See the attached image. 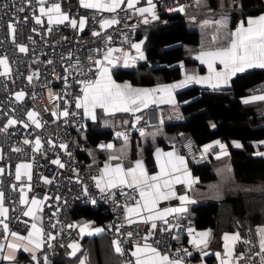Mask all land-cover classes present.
<instances>
[{"label":"built area","instance_id":"1","mask_svg":"<svg viewBox=\"0 0 264 264\" xmlns=\"http://www.w3.org/2000/svg\"><path fill=\"white\" fill-rule=\"evenodd\" d=\"M196 1L152 0L153 11L156 15L179 11L177 9ZM128 2L121 0L115 11H109L85 8L79 0H44L43 4L39 0H0V56L9 66L7 75L0 70V207L6 210L0 215V221L8 226L6 232L0 224V244L6 245L9 233L25 235L30 231L36 214L40 217L42 235L39 248L18 254L12 261L0 257V264H53L56 247L70 254L75 239L76 219L72 210L76 203L99 210V223L108 241L118 242L121 248L122 264H136L132 245L141 239L171 259L195 264L194 257L200 249L186 238L187 229L194 224V218L187 211L182 212L178 220L173 217L129 220L126 208L138 200L140 189L123 185L101 192L96 187L97 180L93 179L100 178L101 163L88 161L80 154L87 116L83 107H76L77 100L81 99L87 84L100 74L97 61H101L106 51L132 49L137 40V8L149 7L148 0H135L132 8L128 7ZM54 4L59 5L68 20L55 23L58 17H52L53 22L49 23L47 15L41 14V7L48 10ZM81 18L86 21L82 29L79 27ZM72 20L77 21V27L72 26ZM112 20L118 23L101 26L102 22ZM21 46L26 50L21 52ZM263 91L264 80L243 88L244 95ZM199 92L233 93L230 86L199 87ZM17 93L23 94L20 99ZM30 112L34 113L31 119ZM65 112L68 115H64ZM9 119L17 123L9 125ZM33 121L41 126L36 127ZM163 123L159 105L147 104L132 122L111 128L110 134L99 137L97 143L104 145L136 129ZM175 141L179 153L189 162L193 161L200 144L191 132H178ZM217 150V146L211 147L212 153ZM54 160H59L63 167L53 163ZM24 164L29 167L19 169L21 179L17 180V165ZM22 196L24 202H21ZM33 199L42 203L33 205ZM29 210L32 215H24ZM210 248L219 257L224 255L220 234L211 237ZM4 250L5 247L2 255ZM225 261L226 264H264V253L254 239L250 222L241 228L239 240L227 253Z\"/></svg>","mask_w":264,"mask_h":264},{"label":"crops","instance_id":"2","mask_svg":"<svg viewBox=\"0 0 264 264\" xmlns=\"http://www.w3.org/2000/svg\"><path fill=\"white\" fill-rule=\"evenodd\" d=\"M121 0H119L120 3ZM81 3V0H79ZM87 2H97V0H87ZM100 3L105 5H110L112 0H99ZM238 2V0L236 1ZM236 2H232V0H198L194 4L184 5L182 8L183 11H177L184 15V19L186 20V25L189 29L197 30L199 32V43L196 45L195 48L186 50L185 54L187 57L191 58L194 61L187 62L186 64L180 63V77L170 81H162L157 82L150 86L144 85H137L132 87V83H129L132 88L134 89H156L160 86L165 85H172L177 84L185 79L186 76H193V77H207L209 75V68L207 63H202L200 59L197 57L200 55L202 51H211L215 50L218 47L226 46L225 38L228 36L230 32H233L237 29V27L243 23L245 27H247V22L249 18L256 19L261 15H264V11H260L254 14H245L242 15V12L238 11V6L235 4ZM147 6H141L137 8V24L145 19L154 20L152 19L151 13H140L138 9L145 8ZM235 13V17H232V14ZM60 14H63L60 11ZM52 17L57 18L59 14L57 13H50ZM157 17L159 15H156ZM143 17V18H142ZM217 36V42L213 43L212 37ZM142 39L139 38L136 40L134 44H140V51L141 50V43ZM171 48H179V44H173ZM186 47V46H182ZM187 48V47H186ZM133 51H136L132 47L131 50L125 51L126 53L132 54ZM142 61V60H141ZM99 66L101 70L107 68L108 74L111 76L112 81L116 84L121 83L119 85H124L123 81L115 80L111 73L110 69L113 66H109L107 63H104L103 59H101ZM119 66V65H115ZM134 66V65H131ZM129 66V67H131ZM122 67V66H121ZM215 68L217 71L223 70V65L217 62L215 64ZM260 67H252L246 68V70L255 69ZM264 69V68H262ZM243 72V71H242ZM237 72L236 74L242 73ZM235 74V75H236ZM100 74L95 78L93 83L100 78ZM235 75H232L227 83H220L218 86L216 85V81L203 82L197 83L196 80H192L189 83H186L183 87L174 88L171 90V97L166 93L155 92L150 93L144 100V103H137L135 105L138 108V111L134 112H109L105 113L104 109L100 107H96L93 111L95 113V119H92L90 116H87L86 126L89 124L91 127L94 125H99L100 128H111L119 125H115V118L118 115L123 116V125L132 122L138 114H140L141 110L144 107V104H158L162 110V116L165 121H178L184 118V114H182L181 106L187 104L191 100L197 97V95L188 97L185 99L177 100L175 93L177 91L186 89L188 87H219V86H230L231 78ZM88 85V84H87ZM85 95V91L81 96V101L83 100ZM264 96V91L260 94H253V95H244L242 96L243 101L245 102L246 99L250 97H259ZM163 99L164 102H161ZM171 99L173 102H167ZM249 103V104H248ZM246 104L252 105L256 107V111L258 112V117L260 114H264V100L254 99L249 100ZM179 109V113L174 115L172 111ZM114 114V115H113ZM108 115H113L114 119H110ZM263 116V115H261ZM103 117H106L104 119ZM264 118V117H262ZM113 122V125L111 124ZM119 122V118L116 119ZM264 124V121L262 122ZM115 125V126H114ZM110 134V132H109ZM108 134V135H109ZM107 135V136H108ZM128 136L127 138H125ZM106 137V136H105ZM157 138H162L161 142H156ZM176 136L171 132H164L162 127H149L147 129L141 130L137 133L126 134L119 139H115L113 142H108L104 144L105 146L111 144V148L101 147L100 144L95 142L93 147H88L84 145L83 142V151H86L87 156L90 158L91 162H99L101 163V170L104 169L106 163L110 164L112 167L115 165L120 164V166L127 170L128 168H134L136 161H142L144 171L147 173L149 177L157 176L160 173V165L157 162V149L160 150L163 159H167V156L163 154L173 153L172 159L174 160L177 168L179 171L172 174L168 179L172 180L173 183L169 189H165V192L174 193V195H170L168 199H157L155 202V206L151 211H146L143 209L144 201L141 200L139 195L138 200L140 204H137V201L134 204L128 206V208H137V212L127 213V217L129 220H142L147 219L150 221L154 220H164L168 217H173L176 220L179 219V216L182 212L187 211L191 217L194 216L191 214L193 211L191 208L199 203H205L208 200L217 201L223 198L226 195H233L237 192V190L241 188H255L256 186H249L246 184H241L240 182L236 181L233 178L232 170L228 160V143L222 137H215L206 141L205 143L200 144V150L193 161H188L183 155H181L178 151L176 145ZM219 143H216V142ZM264 138L257 139L253 142L255 148L253 154L256 156H262L264 159ZM231 145L235 148H240L241 143L238 140H231ZM239 144L240 147H236V144ZM220 145H224V148L221 149ZM217 146L218 150L215 153L211 152V147ZM144 147L149 149L148 151L144 150ZM259 153V154H258ZM110 157H117L118 159H111ZM182 157L183 164H181L176 158ZM209 161L212 163V168L216 173V178L208 181H201L197 174L192 173L191 165L192 164H199L202 162ZM179 178L180 182H175L176 178ZM101 178V172H100ZM99 178V179H100ZM118 186L106 189V190H115ZM261 189H264V185L261 186ZM146 190V189H145ZM261 190V191H262ZM258 191V190H257ZM180 197H186L185 200H181ZM149 207H152L149 205ZM258 212L261 214L259 216V221L255 223H251L254 232V239L259 246V236L257 233L258 227H264V201L262 204L257 207ZM169 210L165 212V210ZM182 209V210H181ZM160 214H163L161 217ZM39 217V214L35 215V224L37 228L40 229V217L37 221L36 217ZM152 217V218H150ZM76 228L74 231V240L71 243L72 251L70 254H66L65 252L61 253V257L64 258L66 264H122L120 261L119 253L116 251V246L108 241L105 229L103 225L99 222H96L93 218L83 215L81 217L76 218ZM226 223L228 224L225 228H220L221 230L217 233L220 234L222 241L224 243V250L225 253L221 257H219L218 253L215 250L210 248V241L211 237L214 235L211 228L208 227H199L193 224L187 229L186 238L189 241H199L201 237L199 233L208 232L209 236L206 238V246L201 244L196 246L200 249V252L194 257L195 264H221L222 260H226L227 253H229L233 247L235 246V242L229 240L225 241L224 237L225 234L228 236H233L235 234H240V230L243 226L246 225L248 222H244L242 227L240 228L236 222V225H233V221L231 218L226 216ZM241 222V220H240ZM100 229V231H96ZM29 232L33 233L32 240L34 242H38L41 244L42 242V235L41 233H37L33 228L28 231L25 235H18L20 237L26 238L23 241L17 240L14 237L12 240H7V243L12 244H23L27 246L30 251L35 250V244L28 243V236ZM216 234V233H215ZM6 243V244H7ZM228 245L227 249L225 245ZM145 244L151 245L149 242L141 239L135 242L132 245L133 253L136 251V246H144ZM155 248L153 245H151ZM6 248V245H5ZM156 249V248H155ZM56 250V249H55ZM157 250V249H156ZM86 251V252H85ZM160 252L159 250H157ZM5 252V250H4ZM29 251H25L24 247H19L13 250H9L8 254L13 255L14 257L18 254H24ZM162 255L164 253L160 252ZM57 254V251L55 255ZM5 255V254H4ZM59 255H56V258ZM60 257V256H59ZM209 257L212 259L208 260ZM171 259V258H170ZM136 260V257H135ZM176 260V259H173ZM54 264V262H53ZM182 264V263H181Z\"/></svg>","mask_w":264,"mask_h":264},{"label":"trees","instance_id":"3","mask_svg":"<svg viewBox=\"0 0 264 264\" xmlns=\"http://www.w3.org/2000/svg\"><path fill=\"white\" fill-rule=\"evenodd\" d=\"M235 4L242 15L264 11V0H238ZM233 16L235 17V13L232 14ZM135 35L136 39H142L141 50L144 59L131 67L113 66L110 69L115 80H125L135 85L150 86L157 82L179 78V64L194 61L186 56V50L195 48L199 43V32L189 29L184 15L177 11L163 13L158 19L149 20L148 23L139 22L135 26ZM173 44H179V48L171 49ZM258 80H264L262 68L246 70L233 76L230 81L233 93L229 95L202 94L199 92V87L195 86L177 91L175 93L177 100L197 95L180 107L184 114L183 119L164 120L162 125L139 128L132 132L137 133L149 127L161 126L164 132H171L175 136L182 130H189L198 144L218 136L228 143V160L233 178L241 184L256 186L257 189L253 187L244 190L243 187L233 195H226L217 201L208 200L191 208L194 224L211 228L213 234L228 225L226 216L231 218L233 225H236L237 218H240L242 224L255 223L259 221L261 215L257 207L264 201V189H261L264 185V159L253 154L255 148L253 142L264 138V124H262L264 116L258 117L256 107L246 104L242 99L243 88ZM201 108L203 109L196 112ZM113 115L108 116L114 119ZM117 118L119 122L116 121ZM123 119L122 115H118L115 118V125H123ZM111 124L113 125L112 121ZM109 132V128H100L99 125L91 127L89 124L83 138L84 145L93 147L99 137H105ZM233 139L241 143L240 148L231 145ZM161 141L162 138L156 140V142ZM144 150L149 149L144 147ZM80 154L90 161L86 151L82 149ZM191 171L197 174L201 181L216 178L212 163L209 161L192 164ZM72 213L76 218L87 215L96 222L101 220L98 209L80 203L75 204ZM56 251V255L60 257L54 258V264H66V260L61 257L63 251L59 247H56ZM209 259L211 260L212 257Z\"/></svg>","mask_w":264,"mask_h":264},{"label":"snow or ice","instance_id":"4","mask_svg":"<svg viewBox=\"0 0 264 264\" xmlns=\"http://www.w3.org/2000/svg\"><path fill=\"white\" fill-rule=\"evenodd\" d=\"M41 4L44 3V0H39ZM135 0H129L128 7L132 8L134 5ZM81 4L85 8H107L109 11H115L116 7H119V0H112L110 5H105L99 2H87V0H81ZM149 7L140 8L138 11L140 13H151L152 19H158L156 14L153 11L155 7L152 4V0H148ZM179 11H183V9H177ZM40 12L43 15H49V23L53 22V18L50 13L55 12L58 15V18L54 21L55 23H63L65 20H68L67 15L60 14V7L58 4L52 5L51 8L45 11L43 7L40 8ZM37 23H40L39 18H37ZM85 19L81 18L79 20V27L82 29L85 26ZM111 23H118L116 20L112 21H104L102 22L101 26L106 27L109 26ZM144 23H148V20L145 19ZM71 24L73 27H77V21L72 20ZM94 35H98V33H93ZM218 37L213 36L212 41L213 43L217 42ZM226 46L218 47L215 50L211 51H202L200 55L197 57L201 60L202 63H207L209 68V75L207 77H193V76H186L185 79L177 84L172 85H165L160 86L156 89H134L128 84L118 85L114 81H112L111 76L108 74L107 68L101 70L100 78H98L94 83L89 82V84L85 88V95L83 100H77L76 107L84 108V113L86 116H90L92 119H95L94 109L96 107H100L104 109L105 113L109 112H134L138 111L139 109L135 107L137 103H144L145 98L150 93L161 92L166 93L169 98L171 97V90L174 88L183 87L186 83L191 82L192 80H196L197 83L209 82L211 83L213 80L216 81V85L218 86L220 83H227L228 79L235 75L237 72H242L246 68L252 67H260L264 68V15L259 16L256 19L249 18L247 22V27L241 23L237 29L233 32H230L228 36L225 38ZM143 43V42H141ZM132 47L136 49L137 53L140 55V58L143 59V54L140 51V44H133ZM26 49L21 46L20 51L23 52ZM114 51L113 49H109L108 53H106V57L110 56L111 52ZM125 56L127 54L125 53ZM219 62V64L223 65L222 71H217L215 68V64ZM5 59H0V64H5ZM97 64H100V61H97ZM7 75V72L4 73ZM17 99L22 97V93H17ZM264 100V96L259 97H250L245 100V103L249 102V100ZM161 102H164L161 99ZM167 102H173L169 99ZM144 106L146 107L147 104L145 103ZM64 115H68L67 112L63 113ZM29 118L31 119L34 116V113H28ZM17 121L9 119L8 124H15ZM36 127H40L41 125L36 121ZM214 127V125H213ZM2 130V129H0ZM28 143V141H25ZM216 143H219L218 141ZM264 143V142H262ZM40 140L39 138L36 140L37 150H39ZM64 147V145H61ZM101 147L111 148L112 145H101ZM221 149L224 148V145H220ZM236 147H240L237 143ZM19 151V149H17ZM157 162L160 165V173L157 176L149 177L147 173L144 171L142 161H136L134 168H128L127 170L123 169L120 164L115 165L112 167L110 164L106 163L104 169L101 170V178H93L97 180L96 187L100 189L101 192H104L106 189H111L116 186H123L127 185L129 188H137L140 189V197L141 200L144 201L143 209L146 211H151L157 199H168L170 195H174V193L165 192V189H169L171 184L173 183L172 180L168 179L172 174L179 171L177 168L174 160L172 159L173 153L163 154L167 156V159L162 158V154L160 150L157 149ZM259 154V153H258ZM111 159H118L117 157H110ZM181 164H183V158L177 157L176 158ZM53 163L60 164L59 160H54ZM63 167L62 164H60ZM28 168L29 165H17V175L16 179L20 180V171L19 169ZM2 171V170H0ZM175 182H180L179 178L177 177ZM146 189V190H145ZM87 191V190H85ZM2 195V194H0ZM181 200H185L186 197H180ZM21 202H24L23 196L21 198ZM95 201H93L94 203ZM42 203L41 201L32 200L33 205H39ZM137 204H140V201H137ZM151 205L152 207H149ZM182 210V209H181ZM137 208H126L127 213L137 212ZM169 210H165L168 212ZM6 210L0 207V215H3ZM24 215H32V211L29 210L25 212ZM161 217L163 214H160ZM35 218V217H34ZM152 218V217H150ZM131 222V221H130ZM0 224H3V221H0ZM5 231H8L7 224H3ZM155 227V225H153ZM32 228L39 233L41 230L37 228L36 224L32 225ZM96 231H100L97 229ZM257 233L259 236V246L262 253H264V227H258ZM12 237L17 240L23 241L26 238L18 236L16 233H9ZM131 235V233H129ZM33 236L32 232H29V236L27 238L29 244H35V248H39L40 244L38 242H34L31 238ZM201 239L199 241H190L191 243L196 244L197 246L203 244L206 246V238L209 236L208 232L199 233ZM146 239V238H145ZM225 241H237L239 240V235L235 234L233 236H228L225 234L224 237ZM114 245L116 246V251L119 253L121 252V248L119 247L118 242L114 241ZM245 243H250V241H245ZM5 245L0 244V257L4 260L12 261L14 260L13 255H2L3 249ZM19 247H24L25 251H30V249L23 245V244H7V248L9 250H13ZM74 247V245L70 246ZM226 249L228 247L227 243L225 245ZM259 255V254H258ZM133 256L136 257V264H181V261L176 259H170L168 255H162L158 252L155 248H153L149 244H145L144 246H136V251L133 253ZM35 259V257H33ZM83 264V261L81 262ZM221 264H226V261L222 260Z\"/></svg>","mask_w":264,"mask_h":264},{"label":"rangeland","instance_id":"5","mask_svg":"<svg viewBox=\"0 0 264 264\" xmlns=\"http://www.w3.org/2000/svg\"><path fill=\"white\" fill-rule=\"evenodd\" d=\"M45 11L47 12V10H45ZM47 18H49V15H47ZM141 22H144V21H141ZM171 49H174V48H171ZM108 51H106L103 54L102 59H103L104 63H107L110 67L115 66V65H119L122 67H129L131 65H136L137 63H139L141 60L144 59V58L143 59L140 58V55L137 53V51H133L132 54H130V53H126L124 49H119V48H116L114 51L111 52L110 56L106 57V53H108ZM125 53L127 54V56H125ZM141 53L143 54V52H141ZM143 57H144V54H143ZM0 59H5V58L3 56H0ZM5 61H6V59H5ZM0 70L3 73L9 71V66H8L7 61L5 64H0ZM121 81H123L124 84H128V82L125 80H121ZM119 84H121V83H118V85ZM134 86H137V85H132V87H134ZM172 111H176V112H174V115H176V113H179L178 108H177V110L173 109ZM127 137L128 136H126L125 138H127ZM0 202H1V195H0ZM31 203H32V200H31ZM36 219L38 221L39 217L37 216ZM12 238L13 237L10 235L8 238V242H9V240H12ZM7 244H6V248H5V252H4L5 255H9L8 254L9 249L7 248Z\"/></svg>","mask_w":264,"mask_h":264},{"label":"water","instance_id":"6","mask_svg":"<svg viewBox=\"0 0 264 264\" xmlns=\"http://www.w3.org/2000/svg\"><path fill=\"white\" fill-rule=\"evenodd\" d=\"M236 222H237L238 226L241 228V227H242V224H241V222H240V218H237V219H236Z\"/></svg>","mask_w":264,"mask_h":264}]
</instances>
